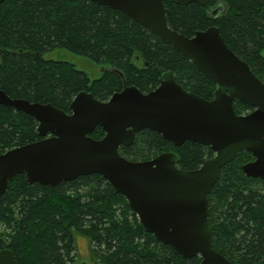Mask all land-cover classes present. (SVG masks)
I'll list each match as a JSON object with an SVG mask.
<instances>
[{
    "label": "trees",
    "instance_id": "obj_1",
    "mask_svg": "<svg viewBox=\"0 0 264 264\" xmlns=\"http://www.w3.org/2000/svg\"><path fill=\"white\" fill-rule=\"evenodd\" d=\"M168 26L186 36L211 25L227 46L264 81V0H206L178 4L164 0ZM223 5L211 15L209 9ZM63 48L102 66L91 78L65 60L43 54ZM187 91L212 98L215 84L172 45L121 11L89 0H3L0 3V90L12 98L51 103L69 112L74 95L91 92L101 101L123 82L148 92L164 71ZM236 114L253 107L235 99ZM36 121L0 105V153L40 139ZM104 136L96 126L90 134ZM166 151L178 154V167L198 168L212 157L209 146L185 141L174 146L161 134L142 129L119 153L142 161ZM253 160L240 151L221 168L207 195L211 245L234 264H264V179L247 177L241 166ZM0 248L19 264H82L76 260V235L87 240L93 264H199L181 258L171 246L143 230L126 199L97 174L49 187L28 183L24 174L0 195ZM88 261V260H87ZM89 264V263H87Z\"/></svg>",
    "mask_w": 264,
    "mask_h": 264
},
{
    "label": "water",
    "instance_id": "obj_2",
    "mask_svg": "<svg viewBox=\"0 0 264 264\" xmlns=\"http://www.w3.org/2000/svg\"><path fill=\"white\" fill-rule=\"evenodd\" d=\"M89 1L121 11L186 56L215 84L212 98L184 89L171 70L164 71L148 92L123 82L121 90L101 101L91 92L78 91L69 112L0 90V105L32 116L40 136L0 153V195L17 174H24L28 183L49 187L97 174L126 199L143 230L181 258L199 256V264H234L211 245L207 195L221 168L240 151L253 156L241 166L242 172L264 179V81L227 46L217 26L191 36L171 29L164 0ZM219 6L209 9L213 16ZM235 99L253 109L236 114ZM96 126L104 131L100 139L90 135ZM142 129L161 134L174 146L185 141L209 146L214 154L193 170L178 167L174 151L142 161L125 158L119 148L131 145ZM0 264L19 262L12 250L0 248Z\"/></svg>",
    "mask_w": 264,
    "mask_h": 264
},
{
    "label": "rangeland",
    "instance_id": "obj_3",
    "mask_svg": "<svg viewBox=\"0 0 264 264\" xmlns=\"http://www.w3.org/2000/svg\"><path fill=\"white\" fill-rule=\"evenodd\" d=\"M219 13L223 11V5H220ZM264 56V50L262 51ZM43 57L46 59H56V60H65L73 63L78 69L84 70L91 78H96L101 74L102 66L97 65L96 63L90 61L84 56L77 55L63 48H55L43 54ZM2 229V226H0ZM76 244H77V257L76 260L82 261L84 263L93 264L91 260L87 240L80 235H76ZM84 256V257H83ZM88 260V261H87ZM98 264V263H95Z\"/></svg>",
    "mask_w": 264,
    "mask_h": 264
},
{
    "label": "flooded vegetation",
    "instance_id": "obj_4",
    "mask_svg": "<svg viewBox=\"0 0 264 264\" xmlns=\"http://www.w3.org/2000/svg\"><path fill=\"white\" fill-rule=\"evenodd\" d=\"M217 5H219V4H217ZM217 5H215V6H217ZM220 8H221V6H219ZM209 12H210V10H209ZM210 13H212V12H210ZM217 13H219V8H218V10H217V12H215V14H217ZM212 15V14H211ZM84 257V256H83ZM82 264H86V263H82Z\"/></svg>",
    "mask_w": 264,
    "mask_h": 264
}]
</instances>
